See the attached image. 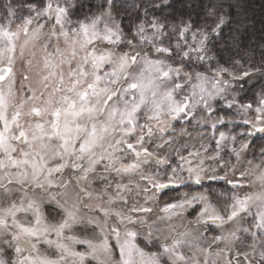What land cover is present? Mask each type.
I'll list each match as a JSON object with an SVG mask.
<instances>
[{
  "label": "snow or ice",
  "instance_id": "1",
  "mask_svg": "<svg viewBox=\"0 0 264 264\" xmlns=\"http://www.w3.org/2000/svg\"><path fill=\"white\" fill-rule=\"evenodd\" d=\"M252 4L0 0V264H264Z\"/></svg>",
  "mask_w": 264,
  "mask_h": 264
},
{
  "label": "trees",
  "instance_id": "2",
  "mask_svg": "<svg viewBox=\"0 0 264 264\" xmlns=\"http://www.w3.org/2000/svg\"><path fill=\"white\" fill-rule=\"evenodd\" d=\"M261 0H253L252 9L247 17L250 31L244 37V42L252 45H259L261 38H264V12L260 10Z\"/></svg>",
  "mask_w": 264,
  "mask_h": 264
}]
</instances>
